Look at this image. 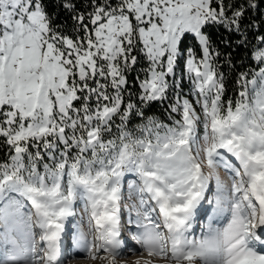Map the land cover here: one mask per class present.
I'll use <instances>...</instances> for the list:
<instances>
[{
    "label": "snow or ice",
    "instance_id": "6c2138e0",
    "mask_svg": "<svg viewBox=\"0 0 264 264\" xmlns=\"http://www.w3.org/2000/svg\"><path fill=\"white\" fill-rule=\"evenodd\" d=\"M89 7L72 37L47 0H0V264H264V38L227 98L208 33L244 6Z\"/></svg>",
    "mask_w": 264,
    "mask_h": 264
},
{
    "label": "trees",
    "instance_id": "16d2710c",
    "mask_svg": "<svg viewBox=\"0 0 264 264\" xmlns=\"http://www.w3.org/2000/svg\"><path fill=\"white\" fill-rule=\"evenodd\" d=\"M77 12H70L64 9L62 0H47L48 12L56 29L64 35L75 37L76 21L73 16L77 13L87 15L91 11L89 0H74ZM224 4L230 9L232 5H243L245 15L241 18L239 31L228 30L220 25H213L208 29L212 40L213 48L219 53L216 59L218 73L223 75L226 86V97L234 98L239 88L237 80L241 73H248L249 78L256 70V63L251 59V53L259 45L261 38H264V0H224ZM254 5V6H253ZM193 46L192 41L187 42ZM147 62L140 61L138 70L146 67ZM141 74H143L141 72ZM190 85L185 79L184 89ZM149 115L157 119H166L167 114L163 105L154 103ZM8 145L0 138V160L7 159Z\"/></svg>",
    "mask_w": 264,
    "mask_h": 264
},
{
    "label": "rangeland",
    "instance_id": "374dc122",
    "mask_svg": "<svg viewBox=\"0 0 264 264\" xmlns=\"http://www.w3.org/2000/svg\"><path fill=\"white\" fill-rule=\"evenodd\" d=\"M221 178L224 180L226 184H229L228 177L226 174L221 171ZM83 230L85 232H88V227L86 222L83 225ZM73 231H75V228H73ZM91 238V237H89ZM129 244L133 245L134 247H138L134 245V242H132L129 238ZM76 256H83V253H76ZM146 261H153V264H168L167 261H162L159 259H154L152 257H148L146 253L141 252H126V254L122 257H117V264H145ZM70 264H104L101 260H91L88 258H73L70 260Z\"/></svg>",
    "mask_w": 264,
    "mask_h": 264
}]
</instances>
